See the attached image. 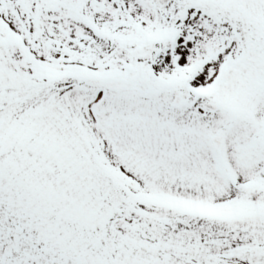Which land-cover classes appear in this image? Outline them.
Here are the masks:
<instances>
[{
	"label": "snow or ice",
	"instance_id": "snow-or-ice-1",
	"mask_svg": "<svg viewBox=\"0 0 264 264\" xmlns=\"http://www.w3.org/2000/svg\"><path fill=\"white\" fill-rule=\"evenodd\" d=\"M0 264H264V0H0Z\"/></svg>",
	"mask_w": 264,
	"mask_h": 264
}]
</instances>
